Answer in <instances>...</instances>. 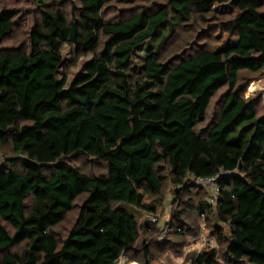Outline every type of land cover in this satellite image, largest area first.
Here are the masks:
<instances>
[{
	"label": "trees",
	"instance_id": "16d2710c",
	"mask_svg": "<svg viewBox=\"0 0 264 264\" xmlns=\"http://www.w3.org/2000/svg\"><path fill=\"white\" fill-rule=\"evenodd\" d=\"M37 1L43 9L25 48L0 52V147L9 143L13 154L0 164V264H116L140 234L126 205L145 209L143 195L159 194L167 178L183 185L215 176L218 201L201 200L195 211L224 248L193 254L191 264H264V115L236 95L240 71L264 74V0H168L115 21L103 18L109 3L148 0H72L70 19ZM216 15L229 42L162 61L175 26ZM16 16L0 8V45ZM101 37V51L65 88L62 45L83 55ZM225 85L217 121L196 131ZM72 157L103 159L106 170L89 176L60 161ZM81 196L75 223L59 237L53 228ZM184 211L170 227L187 237Z\"/></svg>",
	"mask_w": 264,
	"mask_h": 264
},
{
	"label": "rangeland",
	"instance_id": "374dc122",
	"mask_svg": "<svg viewBox=\"0 0 264 264\" xmlns=\"http://www.w3.org/2000/svg\"><path fill=\"white\" fill-rule=\"evenodd\" d=\"M43 1L55 3L56 7L60 8L68 19L71 18L70 8L72 0ZM167 1L148 0L147 2H136L130 5L111 2L102 9V15L105 20L115 21L126 18L140 11L143 7L155 9L157 6L167 4ZM2 7L15 9L17 16L12 31L4 37L0 45V52H11L18 48H25L28 31L43 9L41 3L37 0H0V8ZM214 9L218 12L230 11L228 5H215ZM218 18L220 17L216 15L215 17H207L204 21L193 20L175 26L161 49L162 61L167 62L179 57H186L200 48L213 50L229 42L227 34L218 27ZM104 40L105 38L101 37L97 49L94 52H88L83 55H76L70 46L62 45V63L58 68L57 79H65V88L84 73L85 65L92 59L93 54L101 51ZM157 42L158 40L152 42L153 48ZM143 57L144 53L140 49L134 52L130 62L132 70H139ZM227 92L228 88L225 85L211 98L205 113V119L197 125L196 131L208 129L215 124L219 115V106ZM236 95L245 100L255 101L256 115L262 117L264 115L263 72L250 73L240 71L238 73ZM11 156L13 154L10 151L9 143L0 147V164ZM60 161L77 168L89 176L104 173L106 170V163L100 158L72 157ZM45 169L48 170L49 167ZM208 196L209 190L197 184L193 178L186 179L183 185H174L170 178H167L159 194L155 196L143 195L142 203L146 207L145 209L126 205L125 207L137 217L140 225V234L134 247L124 253L119 261L125 260L126 264H143L144 261H147L148 264H191L190 257L206 249L199 243L189 244L190 238L198 236H200L203 243L215 246L214 249L220 254V249L224 248V243H217L215 237L211 235V228L204 220L197 218L195 211L196 204L201 200H207ZM83 199L84 196L77 198L71 211L53 228L59 237L64 238L75 223ZM150 209H154V211ZM183 209L185 211L180 217V222L186 224L187 228H189L188 234L190 236L188 235L187 237L172 233V228L170 227L174 220V213ZM150 216H155L156 220L147 225L146 223ZM210 223L212 227L215 224V220H210ZM223 231L227 235L226 228ZM194 233H197V235L193 236ZM144 247L149 250L147 258L143 257ZM19 249L20 247H12L11 251H18Z\"/></svg>",
	"mask_w": 264,
	"mask_h": 264
},
{
	"label": "built area",
	"instance_id": "2783aa9c",
	"mask_svg": "<svg viewBox=\"0 0 264 264\" xmlns=\"http://www.w3.org/2000/svg\"><path fill=\"white\" fill-rule=\"evenodd\" d=\"M216 179H217V176H215L213 178L200 177V178L195 179V182L197 184H200L201 186H203L207 190H209V196H208L206 201H207V203L209 205H213V206L216 204V202L218 201V198H219V195H218L219 189H218V186L215 183ZM202 218H203V215H200L199 219H202ZM155 220H156L155 216L148 217V221L150 223L154 222ZM198 243L202 244V246L204 248H206L205 250H209V249H214L215 248V246H212L209 243H207V244L203 243V241L201 240L200 236L189 239V244H191V245L198 244ZM119 259L116 262V264H126L125 260H120L119 261Z\"/></svg>",
	"mask_w": 264,
	"mask_h": 264
}]
</instances>
